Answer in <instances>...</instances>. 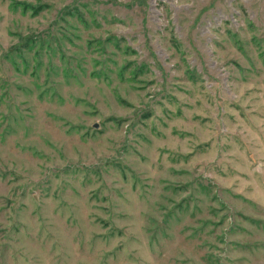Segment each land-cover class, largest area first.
Segmentation results:
<instances>
[{
  "label": "rangeland",
  "instance_id": "rangeland-1",
  "mask_svg": "<svg viewBox=\"0 0 264 264\" xmlns=\"http://www.w3.org/2000/svg\"><path fill=\"white\" fill-rule=\"evenodd\" d=\"M0 264H264V0H0Z\"/></svg>",
  "mask_w": 264,
  "mask_h": 264
}]
</instances>
